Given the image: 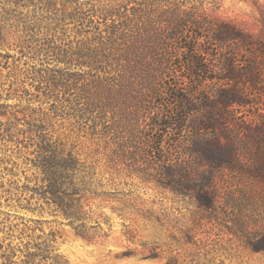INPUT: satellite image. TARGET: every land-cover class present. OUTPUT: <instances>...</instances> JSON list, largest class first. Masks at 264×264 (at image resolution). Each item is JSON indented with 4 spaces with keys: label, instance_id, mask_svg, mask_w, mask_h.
Returning <instances> with one entry per match:
<instances>
[{
    "label": "rangeland",
    "instance_id": "rangeland-1",
    "mask_svg": "<svg viewBox=\"0 0 264 264\" xmlns=\"http://www.w3.org/2000/svg\"><path fill=\"white\" fill-rule=\"evenodd\" d=\"M32 1L12 16L0 0V264H264V181L194 159L199 104L220 84L195 85L184 51L219 68L238 52L211 39L221 23L264 44V0ZM108 43L156 50L114 71L93 53Z\"/></svg>",
    "mask_w": 264,
    "mask_h": 264
},
{
    "label": "trees",
    "instance_id": "trees-1",
    "mask_svg": "<svg viewBox=\"0 0 264 264\" xmlns=\"http://www.w3.org/2000/svg\"><path fill=\"white\" fill-rule=\"evenodd\" d=\"M13 4V7L7 14L15 15L19 9L29 8L33 1L28 0H8L7 5ZM55 7V4H52ZM132 14L135 13V8L131 9ZM109 14L116 15L114 10H109ZM123 23V20L118 19ZM117 20V21H118ZM213 29L210 32L211 39L215 41L222 50L227 48L234 49L235 51L246 53L247 56H251L254 60L242 61L238 59V52L232 53L229 56H225L222 64L219 68H211L206 64H203L204 56H210L209 52H206L199 46L185 47L184 51L187 54L192 55L193 72L192 78L195 82L196 77H201L203 81H213L219 83V89L215 93L209 102H201L198 112L202 113V116L196 119L195 132L193 137L192 155L194 159L202 165H208L212 169H230L232 171H240L248 173L258 180L264 181V112L260 108L261 103L258 102L261 97H264V93L261 92V88L264 84V44L255 42L253 37L236 26L229 23L214 24ZM110 40H117L118 36L115 30L108 32ZM114 43H108L102 45L99 49L94 50L106 51L105 63L107 68L113 67L114 71L118 67H124L121 63L129 61L135 57L149 58L152 53H155V48L149 47H129V46H114ZM81 57L84 56L81 53ZM89 62H88V60ZM59 62H64L63 58ZM83 63H91V66L95 65L98 68L99 62L95 61L92 56L84 59ZM212 72L216 73V76H210ZM103 81L106 82L108 88H114L112 85L116 79L122 76L120 70L117 74L111 72H104ZM204 75H206L204 77ZM61 78L56 76L53 80L54 87H57ZM70 89V86H66ZM65 89V87H63ZM249 89L255 90L257 94L254 97L257 100L249 101L252 95ZM39 91V90H38ZM45 96H48L44 94ZM253 99V98H252ZM196 106L195 104H193ZM260 109L262 112L259 114L254 112V123L249 119L240 121L237 116V112L240 109ZM194 111V110H193ZM163 120H161L162 122ZM235 130V133H233ZM225 139V142L222 141ZM45 153L46 165L45 169L48 175L51 177V191L55 199L62 201L60 198L56 181L57 168L55 165L50 164L48 157V150L43 148ZM244 155H249L248 159ZM249 160L252 162H249ZM69 167L65 165L64 170ZM66 171V170H65ZM63 172H61L62 174ZM65 174V172H64Z\"/></svg>",
    "mask_w": 264,
    "mask_h": 264
}]
</instances>
